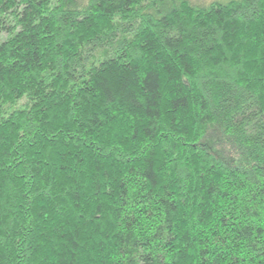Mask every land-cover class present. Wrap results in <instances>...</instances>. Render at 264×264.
Instances as JSON below:
<instances>
[{
	"label": "trees",
	"instance_id": "1",
	"mask_svg": "<svg viewBox=\"0 0 264 264\" xmlns=\"http://www.w3.org/2000/svg\"><path fill=\"white\" fill-rule=\"evenodd\" d=\"M0 264H264V0H0Z\"/></svg>",
	"mask_w": 264,
	"mask_h": 264
}]
</instances>
